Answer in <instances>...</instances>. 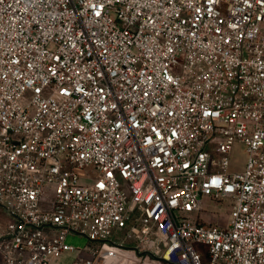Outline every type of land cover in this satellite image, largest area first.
Segmentation results:
<instances>
[{"label": "built area", "instance_id": "obj_1", "mask_svg": "<svg viewBox=\"0 0 264 264\" xmlns=\"http://www.w3.org/2000/svg\"><path fill=\"white\" fill-rule=\"evenodd\" d=\"M104 247L264 264V0H0V264Z\"/></svg>", "mask_w": 264, "mask_h": 264}, {"label": "rangeland", "instance_id": "obj_2", "mask_svg": "<svg viewBox=\"0 0 264 264\" xmlns=\"http://www.w3.org/2000/svg\"><path fill=\"white\" fill-rule=\"evenodd\" d=\"M246 151L242 143L236 142L230 153V169L240 170L244 167L246 160ZM228 199L219 197L211 199L201 197V210L199 217L205 222L217 223L225 225L229 213ZM64 243L74 247L82 248L88 243L84 236L67 235ZM73 253H68L60 258L62 264H70V257ZM93 264H165L160 259L150 254L139 255L132 250L123 248L104 247L97 254Z\"/></svg>", "mask_w": 264, "mask_h": 264}]
</instances>
